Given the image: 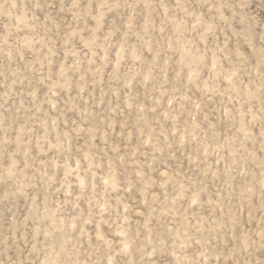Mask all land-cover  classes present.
I'll list each match as a JSON object with an SVG mask.
<instances>
[{
	"label": "rangeland",
	"instance_id": "1",
	"mask_svg": "<svg viewBox=\"0 0 264 264\" xmlns=\"http://www.w3.org/2000/svg\"><path fill=\"white\" fill-rule=\"evenodd\" d=\"M0 264H264V0H0Z\"/></svg>",
	"mask_w": 264,
	"mask_h": 264
}]
</instances>
